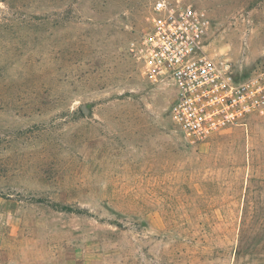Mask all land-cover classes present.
Returning a JSON list of instances; mask_svg holds the SVG:
<instances>
[{
  "label": "rangeland",
  "instance_id": "obj_1",
  "mask_svg": "<svg viewBox=\"0 0 264 264\" xmlns=\"http://www.w3.org/2000/svg\"><path fill=\"white\" fill-rule=\"evenodd\" d=\"M186 1L264 73V0ZM152 2L0 0V264H264V112L187 138L133 52Z\"/></svg>",
  "mask_w": 264,
  "mask_h": 264
},
{
  "label": "built area",
  "instance_id": "obj_2",
  "mask_svg": "<svg viewBox=\"0 0 264 264\" xmlns=\"http://www.w3.org/2000/svg\"><path fill=\"white\" fill-rule=\"evenodd\" d=\"M148 25L133 52L149 80L174 88L169 115L187 138L205 141L264 112V73L238 76L229 62L209 55L206 12L186 0H153Z\"/></svg>",
  "mask_w": 264,
  "mask_h": 264
},
{
  "label": "trees",
  "instance_id": "obj_3",
  "mask_svg": "<svg viewBox=\"0 0 264 264\" xmlns=\"http://www.w3.org/2000/svg\"><path fill=\"white\" fill-rule=\"evenodd\" d=\"M54 207H55V209L58 210V211H63V210L66 209V208H64V207H59V206H54Z\"/></svg>",
  "mask_w": 264,
  "mask_h": 264
}]
</instances>
